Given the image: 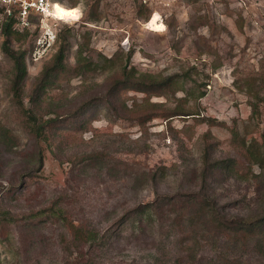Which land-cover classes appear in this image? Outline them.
I'll return each instance as SVG.
<instances>
[{
	"label": "rangeland",
	"instance_id": "374dc122",
	"mask_svg": "<svg viewBox=\"0 0 264 264\" xmlns=\"http://www.w3.org/2000/svg\"><path fill=\"white\" fill-rule=\"evenodd\" d=\"M72 7L78 18L56 20L55 42L37 61L38 28L15 37L0 30V214L17 219L0 222V264H63V224L39 215L36 226L26 225L51 205L75 222L110 228L102 264H183L174 257L190 239L179 227L160 229L158 217L144 230L119 222L155 192L206 194L226 216L264 209V0H154L140 12L131 1L77 0ZM154 12L162 30L146 27ZM79 47L94 69H74ZM59 48L66 70L42 87ZM8 49L24 54L18 96ZM124 65L173 83L113 92ZM254 102L257 117L250 116ZM23 108L39 121L55 118L48 140L31 134ZM179 110L185 114L168 116ZM89 154L102 157L85 163ZM142 172L148 179L134 183ZM262 240L264 222L219 235L227 258L238 261L258 255L249 246ZM215 248L203 245L204 259Z\"/></svg>",
	"mask_w": 264,
	"mask_h": 264
},
{
	"label": "trees",
	"instance_id": "16d2710c",
	"mask_svg": "<svg viewBox=\"0 0 264 264\" xmlns=\"http://www.w3.org/2000/svg\"><path fill=\"white\" fill-rule=\"evenodd\" d=\"M58 4H62L67 7L76 5L77 0H69L70 4H66L63 0H56ZM138 10L146 8V5L138 3ZM70 5V6H68ZM1 23L0 30L7 36L15 37L28 30L19 32L12 28V19L9 16ZM12 60V87L15 96H18L20 85L26 74V65L24 61L23 52H14L7 50ZM53 66H46L42 71V87L50 85L53 79L56 77L57 72L66 70V66L63 62V48H59L54 56ZM76 64L74 69L77 71H84L87 69H94L96 63L92 62L83 56L82 47L77 48L75 52ZM110 61V59H109ZM145 75L139 71H135L133 67L127 69L124 65L122 67V78L117 79L115 82V88L113 92L118 91L120 88L131 87L136 91H146L148 89H168L169 85L173 83V78L170 80L162 79H146ZM203 95V93H201ZM22 105V104H21ZM23 107V105H22ZM26 117L28 118V127L31 134L37 140L49 139V130L53 129L55 124V118H49L44 121H39L34 110L30 108H23ZM106 109H111L116 117L119 116L118 109L115 105L107 103ZM177 114H185L183 110L179 112H169L168 116ZM188 114V113H187ZM260 115L259 105L252 103L251 117H257ZM50 134V133H49ZM49 136V137H48ZM47 139V140H48ZM38 163H42V154L38 152ZM95 154H89L85 159V163L97 162L99 158ZM102 162V160H100ZM149 172L137 173L132 176L134 183H139L148 179ZM154 174V173H153ZM198 194V196H197ZM188 195L186 198H179L173 194L157 193L152 200L146 203H138L126 210L121 216L120 222L124 220L135 221L137 230H144L145 223L147 221H153L158 217L160 220V229L168 227L169 229H179L188 236V241L184 245V253L180 252L178 256L174 257V262L184 261L183 264H264V241H254L249 246V250L258 252V255H253L251 258L238 261L237 259L227 258V248L224 244L219 242V235L222 230L231 226L240 227H252L264 222V209L260 212H255L250 215H222L215 206V200H211L206 194L200 192L184 194ZM39 215L46 217H52L56 221H60L63 224L65 232L61 239V251L63 255V264H102L103 254H106L109 250L108 246L112 244V233L110 228H97L91 224H83L75 222L69 216L65 209L58 206L51 205L47 210L37 212L30 217V221L26 224L28 227H34L35 222L32 220ZM17 219L10 216L9 212L0 214V222L9 223L10 221H16ZM210 224L211 229H202V225ZM144 232V231H141ZM212 244L218 248H215L217 255L211 256L208 259H204L201 254L203 245ZM165 245V243H164ZM248 245H245L246 247ZM160 249V248H159ZM183 253V254H182ZM168 254V251H167Z\"/></svg>",
	"mask_w": 264,
	"mask_h": 264
},
{
	"label": "built area",
	"instance_id": "2783aa9c",
	"mask_svg": "<svg viewBox=\"0 0 264 264\" xmlns=\"http://www.w3.org/2000/svg\"><path fill=\"white\" fill-rule=\"evenodd\" d=\"M108 2L131 1L149 6L154 0H106ZM56 0H0V25L6 16L12 19V28L19 32L38 28V35L31 53L33 60L44 57L56 39Z\"/></svg>",
	"mask_w": 264,
	"mask_h": 264
},
{
	"label": "bare ground",
	"instance_id": "6f19581e",
	"mask_svg": "<svg viewBox=\"0 0 264 264\" xmlns=\"http://www.w3.org/2000/svg\"><path fill=\"white\" fill-rule=\"evenodd\" d=\"M55 14L60 19H76L79 16V12L76 7H67L62 4L56 3L55 5ZM146 27L151 30H162L164 24L160 22V15L158 12H154L146 23Z\"/></svg>",
	"mask_w": 264,
	"mask_h": 264
}]
</instances>
